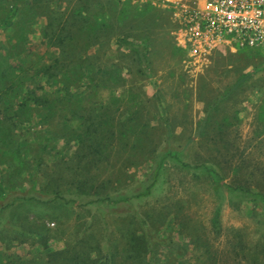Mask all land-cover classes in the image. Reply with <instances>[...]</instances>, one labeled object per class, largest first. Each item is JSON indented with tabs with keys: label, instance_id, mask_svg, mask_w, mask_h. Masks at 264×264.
I'll return each mask as SVG.
<instances>
[{
	"label": "rangeland",
	"instance_id": "1",
	"mask_svg": "<svg viewBox=\"0 0 264 264\" xmlns=\"http://www.w3.org/2000/svg\"><path fill=\"white\" fill-rule=\"evenodd\" d=\"M15 8L19 12L0 25L3 86L17 75L29 78L36 60L59 54L42 32L64 23L73 9L83 16L105 13L114 35L146 40L149 62L143 72L125 45L108 38L100 40L101 49L73 50L72 88L83 110L68 123L63 105L50 125L24 108L19 113L21 88L45 92L54 104L59 84L46 76L1 94L0 118L4 113L11 120L0 121L7 129L0 200L5 189L40 199L19 197L0 211V264H264L261 202L224 185L217 190L201 169L165 155L170 149L192 165L211 164L223 172L221 183L233 178L229 167L247 166L250 185H264V122L258 118L264 48L190 58L174 40L167 7L150 1L0 0V23ZM93 73L102 81L97 87L88 84ZM241 76L246 80L229 93ZM92 108L102 115L97 149L85 138ZM16 151L22 161L12 158ZM55 194L66 199L51 201ZM90 194L127 199L85 204ZM147 240H153L152 257Z\"/></svg>",
	"mask_w": 264,
	"mask_h": 264
},
{
	"label": "trees",
	"instance_id": "2",
	"mask_svg": "<svg viewBox=\"0 0 264 264\" xmlns=\"http://www.w3.org/2000/svg\"><path fill=\"white\" fill-rule=\"evenodd\" d=\"M167 10L170 14V9L167 8ZM17 12H19L17 8L13 9V11H11V13L8 14V16L5 19L1 20L2 23H0V25L4 26L8 24L7 22H9L12 16ZM54 20H56V18H54ZM109 20L110 19L107 18V14L105 13L99 14L98 11H95L90 16H87L86 14L83 16L80 9H73L71 13L66 16L64 23H50L49 27H47V29L45 28L42 34L43 36L48 37L49 45L54 49H56V51L58 50L59 54L56 55L55 53L48 62H46L45 60L40 61V59L36 60L35 63L32 65L33 69L29 75V78L24 75H17L16 78L9 85L3 86L0 84V104L2 102L1 94H3L4 92H13L16 89V87L22 85L23 83H26L27 80L29 81L34 79L36 81L37 78L43 75L46 76L47 78L46 81L54 82V83L57 82L59 84V90L61 93L58 94L53 99L54 104L50 105L49 104L50 101L46 97L45 92L36 93L34 87H26L25 90L24 88L18 89V93L20 96V99L18 101V104L20 106L19 113L24 108L33 114L40 115V121L45 122V124L47 125H50L55 120V117L61 118V116H59L60 106L63 105L64 107L62 108V110L64 111V113L62 114V116H64L65 119L64 121L65 123L70 122L72 120V115L81 114V111L83 110V105L80 103L78 99L79 94L76 91V89L73 90L72 88L73 80H74V75L72 72H75L72 70H74L73 68H77V67L69 66V64L74 60L73 50H76V52L78 53L79 52L84 53L86 49L96 45H98L101 49L102 42H100V40L104 38L112 39L115 41L114 43H117L120 46L125 45L133 54L135 61L141 66L143 72H146L148 70V62H149L148 47L146 40H141V41L125 40L121 36L114 35V30H115L114 23H111V21ZM20 38H22V33L20 34ZM78 38H81V42L77 40ZM218 49H226V48L219 47L216 50ZM23 71L24 70H22L21 67L20 72ZM1 72L2 73H0V79L4 78L6 75L5 71H1ZM245 80H246V76L239 77L236 80V82L233 84L231 89L229 90V93L233 91L235 88H238ZM88 81H89L88 82L89 85L94 84L96 87L98 86V84L101 85L102 82L101 79H98L94 73L89 74ZM35 86H39V85L36 84ZM228 94H226L225 96H227ZM30 100H32V104L28 103V101ZM92 111L93 108L90 109V112L88 113L87 116V120H85V121H89L88 124L85 126V134H86L85 138L86 139L89 138L90 140L95 142L94 145H90V149L91 148L97 149L104 136V133H102V131L100 130L102 125V115L100 113L96 114ZM258 118L264 122V106L262 105L258 113ZM1 120L10 121L11 118L3 113L1 114L0 121ZM164 122L165 125L168 126L166 119H164ZM12 123L15 124L14 122ZM202 127L203 124L201 125V128ZM6 132L7 129L3 127L0 128V148L3 151L6 150V137H7ZM97 135L100 138V140L97 139ZM82 140L83 139L81 138V141ZM44 142L46 144H43L39 154H41V152L45 149L48 140L45 139ZM165 155L172 156L183 167L201 169V172L206 174L207 178L214 184L217 190L221 189L222 185H224L231 194L236 193L239 194L241 197L253 196L255 198L253 200L261 202L264 208V185L262 187L261 185L257 187L250 185V174L248 172L247 166H241L240 164H237V165H233L232 167H229L228 170H230L231 176L233 178L227 183H221L224 177L223 172L218 171L211 164L200 163L198 165H192L190 163L184 162L181 158L177 156L176 152L170 149L166 151ZM12 158L22 161V157L18 155V151L12 153ZM39 163H40V158L37 159V163L35 164L36 168H38ZM34 184L35 183L33 182V186ZM77 189L81 194L86 193L85 187H83L81 184L77 185ZM4 193L5 194L3 195L2 200H0V211L3 210L5 207L9 206L10 204L14 203L16 198L19 197H33L35 199H40V197L37 194L27 195L26 193L23 194V193L12 192V190L8 192V189H5ZM89 197L90 199L85 204H89L97 201L102 202V199L104 198H106L110 202H117L119 200L127 199V197L126 198L121 197V199L110 200V197H102L97 194H90ZM58 198L66 199L63 196L55 194L50 200L54 201ZM219 217H220V213L217 210L212 218V224L214 228L219 227ZM146 235L150 236L149 233H146ZM152 242L153 240H147L145 242V247L149 246V249L146 250L151 252V257L153 254L152 252L154 246Z\"/></svg>",
	"mask_w": 264,
	"mask_h": 264
},
{
	"label": "built area",
	"instance_id": "3",
	"mask_svg": "<svg viewBox=\"0 0 264 264\" xmlns=\"http://www.w3.org/2000/svg\"><path fill=\"white\" fill-rule=\"evenodd\" d=\"M170 9L174 40L190 58L264 48V0H134Z\"/></svg>",
	"mask_w": 264,
	"mask_h": 264
}]
</instances>
